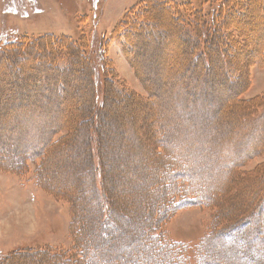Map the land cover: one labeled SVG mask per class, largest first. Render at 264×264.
Instances as JSON below:
<instances>
[{"label":"rangeland","instance_id":"1","mask_svg":"<svg viewBox=\"0 0 264 264\" xmlns=\"http://www.w3.org/2000/svg\"><path fill=\"white\" fill-rule=\"evenodd\" d=\"M225 1L0 0V264H59L108 240L107 206L129 235L115 248L136 235L135 248L150 207L171 208L178 175L214 202L164 222L172 239L193 246L212 215L221 226L249 214L264 192V0ZM90 57L106 98L99 132L80 124L96 109ZM259 244L212 253L264 258Z\"/></svg>","mask_w":264,"mask_h":264},{"label":"trees","instance_id":"2","mask_svg":"<svg viewBox=\"0 0 264 264\" xmlns=\"http://www.w3.org/2000/svg\"><path fill=\"white\" fill-rule=\"evenodd\" d=\"M227 1L228 0L225 2ZM160 9L161 8H156L157 11ZM159 15H162V12ZM166 18L171 22V19L169 20L167 16ZM167 20H163V22L166 24ZM122 23L125 24L124 22ZM33 54L35 55V52ZM87 54L88 53L85 52V55ZM90 60H87V64L92 67L90 87L92 86L91 96L93 106H96V109L93 108L94 111H90L89 114L82 115L86 116V118H82L81 116L80 124L91 126V123H93L95 126V132H99L102 124L104 125L105 122L103 120V115H100L103 113L104 102L106 100L105 94H103L102 90L103 73L99 70L100 65H97V67L91 66L90 63L93 62L92 60L90 62ZM92 135L93 136L91 137L93 143L91 144V147L95 148V136L94 134ZM35 151L36 150L32 146H29L23 152L32 153ZM93 159L95 161L94 173L97 178H101L102 172L99 164L96 162L98 160V154H95ZM178 176L174 179L170 190L172 195L169 199L171 208H168L169 206L164 204V207L158 209L156 212L153 209L154 207H150V210H148L144 216L146 221L143 222L139 228L140 235L139 239L136 241L135 248H133L132 245L135 243L134 240L136 235H132V245H129L126 248H115L117 246L116 238L119 237V239L124 240V238L129 237V235L124 234L126 236L123 237L124 235H120L117 232L119 229L113 220L116 217V214L111 212V209L107 206V209L100 208L102 217L97 224V228L98 231L107 232L109 239L107 240V236H101L97 238L99 243L94 240H88L87 246L80 243L77 250L63 255L58 254L54 257V261L59 262V264H80V261L87 258V255L89 256L93 249H96L97 247H104L109 251V258L105 259V264H264V258L261 256L254 259L247 258V260L239 259L232 261L226 259L221 260L220 257L222 256V252L220 253V256L215 254L216 252L212 253L214 249L219 247V244L221 246H227L231 252L235 251V249L237 250V247L242 246L244 243L246 247V240L248 238L249 240H258L260 243L258 246H253L251 250L252 253H258L260 249H264V233L262 236H259L256 232V226L264 223V192H258V198L254 201V207L251 208L249 210V214L245 215L243 218L241 217L229 224L220 226L217 224V222H219L217 216L212 215L209 228H207L204 236L195 245L191 246V244L187 241L176 240L169 237L163 229L164 225L175 217V215L182 209L210 205L214 202V196L211 197V195H206L205 191L196 189L195 183L191 182L193 180L190 179L188 174H184L179 181H176ZM104 205L106 206L107 202L103 198L101 202L99 201V206ZM172 213H174V216L172 215L170 217ZM164 222L165 224L163 225ZM120 224L121 222H119V225ZM129 229V227L121 229V233L129 231ZM109 230L111 231L109 232ZM105 232H103V234H105ZM39 251H41V249ZM240 252L245 253V250H241ZM37 253L38 251L32 252V254H36V256ZM250 256L251 255H249V257Z\"/></svg>","mask_w":264,"mask_h":264},{"label":"bare ground","instance_id":"3","mask_svg":"<svg viewBox=\"0 0 264 264\" xmlns=\"http://www.w3.org/2000/svg\"><path fill=\"white\" fill-rule=\"evenodd\" d=\"M163 21V20H162ZM21 71V70H20ZM21 73H22V71H21ZM19 74V73H18ZM8 75V74H7ZM10 75V74H9ZM6 76V75H5ZM21 78H23V76L21 77ZM214 85V84H213ZM24 112V111H23Z\"/></svg>","mask_w":264,"mask_h":264}]
</instances>
